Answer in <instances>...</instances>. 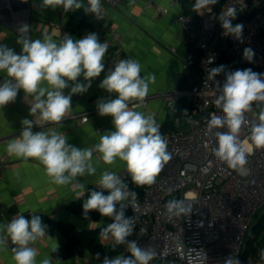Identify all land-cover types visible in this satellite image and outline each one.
I'll use <instances>...</instances> for the list:
<instances>
[{"label":"clouds","instance_id":"9594fccd","mask_svg":"<svg viewBox=\"0 0 264 264\" xmlns=\"http://www.w3.org/2000/svg\"><path fill=\"white\" fill-rule=\"evenodd\" d=\"M218 0H195L192 10L203 14L217 4ZM43 8L55 10L61 7L65 12L83 8L85 14L99 18L102 14L101 0H42ZM238 9L228 7L222 10L218 20L225 35L241 40L243 25L232 24ZM28 26L18 29L17 44L21 52L0 44V73L6 79L0 83V108L15 102L19 91L23 90L29 98V114L43 122L60 124L72 110V96L84 94L92 81L104 72L103 63L108 44L101 43L96 33H89L82 39H74L65 34L57 42L52 36L44 34L40 39H31ZM254 51L245 48L243 58L252 62ZM225 66L211 68V80L224 72ZM142 66L134 58L122 59L114 65L100 82L99 87L115 99H100L97 111L100 116L112 117L114 130L101 135L97 144L78 148L68 142V137L54 129L33 131L34 120L21 121L22 131L18 137L7 144L9 155L19 159H35L44 166L51 182L58 186L70 185L74 190L85 191V185L77 177L94 176L97 167L93 163L94 153L98 159L111 165L117 159L123 161L131 181L138 187L151 186L156 177L171 159L167 151V140L160 133V126L151 115L133 110L140 107L149 93V86L155 83V74L141 75ZM83 77L84 82L78 80ZM71 82V85H70ZM216 98L214 104L221 111L210 114L207 131L215 137L214 155L226 162L230 168L241 169L247 163L246 150L241 146L239 133L247 127L250 140L257 148H264V74L251 69L228 71L223 83L215 81ZM70 87L66 95L64 90ZM132 105L133 107H130ZM259 109L258 112L254 111ZM256 118L249 120L246 114ZM218 129H226L218 131ZM99 191L93 190L83 202V215L97 211L102 217L112 218V222L101 230L100 238L107 240L109 234L114 245H126L128 256L104 257L102 264H150L156 257L151 248H142L136 241L128 240L135 228L134 217L125 216L126 204L131 198L134 204L137 194L129 191L119 175L113 171H102L97 180ZM107 190L108 194H104ZM168 213L188 216L191 205L183 200H170L165 205ZM48 226L39 215L31 219L23 215L15 216L11 222L0 224V249L9 242L16 264H37L38 250L32 245L48 235ZM144 229H141L143 232ZM53 252L57 247H53ZM264 260V249L259 252ZM99 258V253H97ZM40 264H52L44 258ZM224 264H241L239 259L229 256Z\"/></svg>","mask_w":264,"mask_h":264},{"label":"built area","instance_id":"2783aa9c","mask_svg":"<svg viewBox=\"0 0 264 264\" xmlns=\"http://www.w3.org/2000/svg\"><path fill=\"white\" fill-rule=\"evenodd\" d=\"M124 1L101 0V16L91 15L103 21L108 8L117 9ZM131 2L142 4L144 14L156 11L165 16L180 0H172L169 7H161L156 0ZM228 7L238 9L232 24L243 25L241 40L225 35L218 20L221 11ZM73 11L65 12L59 7L57 19L50 21V25L60 31V39L65 34L71 36L69 16ZM78 19L82 20L83 15H78ZM175 22L182 30L185 42L194 47L185 61L188 68L198 69V82L187 89L160 91L145 98L143 103L161 99L170 110L181 98H188L191 108L182 116H172L167 126L156 122L167 140L171 159L153 185L136 186L126 168L115 172L128 190L137 194L134 204L130 203L131 198L123 202L127 205L125 210L134 217L135 227L140 232L144 229L139 246L151 248L157 254L150 264H224L229 256L239 259L241 264H264L259 252L247 254L246 249L256 217L264 209V148H257L250 140L249 129L242 127L239 138L246 150L247 163L239 170L233 169L214 155L212 149L216 140L207 131L210 114H222L214 104L215 81L222 84L224 78L217 75L211 80L208 76L218 60L228 55L236 63L237 70H242L243 63L248 62L243 58L244 49L251 48L255 53L252 62L264 68V0H224L220 6L215 4L202 15L182 13ZM98 38L108 44L106 72L120 60L134 58L124 49L123 36L117 28L103 25ZM254 111L259 109L254 108ZM246 115L249 120L256 118L252 113ZM79 116L67 114L63 120ZM5 163L6 159L0 153V166ZM92 188L100 190L97 183ZM104 192L108 193L107 190ZM170 200H183L186 206L190 204L191 214L168 213L165 205ZM3 213L0 194V220ZM17 215L21 214L3 219V223L11 222ZM7 247L12 249L15 245L9 240Z\"/></svg>","mask_w":264,"mask_h":264},{"label":"crops","instance_id":"0c3cea01","mask_svg":"<svg viewBox=\"0 0 264 264\" xmlns=\"http://www.w3.org/2000/svg\"><path fill=\"white\" fill-rule=\"evenodd\" d=\"M161 7H169L172 0H156ZM192 1L180 0L168 15L161 16L156 11L147 14L142 12V4L134 5L131 0H125L117 9H107L106 19H95L91 14H85L83 8L70 13L71 37L82 39L89 33L98 35L103 25L117 28L123 36L124 49L130 53L142 66L141 75L155 74V83L150 84L147 96L160 91L186 88L195 81V71L186 65V57L194 50L192 45L185 42L184 34L175 19L182 13L193 14ZM85 2V1H84ZM42 0H0V44L21 52V45L17 44L18 29L28 26L31 39H40L44 34L59 42L60 31L50 25V21L57 19L59 7L55 10L41 7ZM78 15H83L79 20ZM102 43V41L99 39ZM108 49L103 63L108 55ZM107 72L92 81L91 87L84 94L73 95L72 110L68 114L81 115L67 119L60 124L41 122L29 114V98L23 90L19 91L13 103L0 108V153L6 163L0 166V194L4 213L3 219L12 215H39L58 221L73 223L80 230L97 229L105 224L104 219L95 220L92 217L81 218L69 208V204L80 199L93 184L97 183L102 171L119 172L126 168L123 161L117 159L113 164H105L98 159L99 153H94L93 163L97 167L94 176L77 177L85 185V191L74 190L70 185L58 186L51 182L44 166L35 159H19L7 153V144L18 137L22 131L21 121L25 118L34 120L33 131H47L54 129L68 137V142L78 148L90 147L97 144L101 135L113 131L112 117L100 116L96 104L100 99H115L116 94H109L99 87ZM5 73H0V83L6 79ZM197 78V76H196ZM84 82L83 77H79ZM71 85V82H70ZM187 89V88H186ZM67 95L70 87L64 90ZM130 107H133L130 105ZM133 110L143 112L154 117L155 121L165 123L171 119L170 109L161 99H153L143 103ZM106 129V131H102ZM47 237L34 244L38 250L36 258L40 264L44 258H50L52 264H99L90 253L70 259L54 257L53 247L59 242L55 236ZM101 241L112 244L113 239ZM0 264H16L11 248L0 249Z\"/></svg>","mask_w":264,"mask_h":264},{"label":"trees","instance_id":"16d2710c","mask_svg":"<svg viewBox=\"0 0 264 264\" xmlns=\"http://www.w3.org/2000/svg\"><path fill=\"white\" fill-rule=\"evenodd\" d=\"M224 0H218L217 6H220ZM192 4L195 1L191 2ZM220 65H224V72L219 74L225 79V73L228 71L237 70L236 63L228 56L223 55L214 67H218ZM243 69H251L254 72L264 74V68H259L256 66L255 62H247L243 63ZM195 72V84L198 82L196 76L198 75V69H193ZM193 84L189 85L186 88H190ZM182 88V89H186ZM191 108V102L188 98H181L170 111L171 116H182L185 111ZM170 120H167L164 125L167 126L170 124ZM95 190L94 188H90V190L85 193L80 199L75 202L69 204V208L78 214L81 218H84L83 215V202L88 198L91 191ZM97 191V190H96ZM107 195L108 193H105ZM125 211V216L130 217V214L127 210ZM25 218L31 217L32 215H23ZM88 217H92L95 220H99L101 218L104 219L105 224L97 229L92 230H80L73 223L58 221L52 218L41 217L42 222L48 226V234L55 236L58 239L59 245L57 250L54 252V257L57 259H70L77 256H84L86 253H90L94 256V258L102 264V261L105 256L111 258H115L117 255L128 256L130 253L127 251L126 245H114V241L112 244L106 245L101 241L100 233L103 228H105L109 223L112 222V218L110 217H102L97 211H91L88 213ZM264 214L261 216L260 222L255 226L253 225L251 234L246 242V249L248 253H256L260 252L261 249H264ZM110 235V234H109ZM130 241H136L139 245L142 242V234L135 227L133 234L128 237ZM97 253H99V258L97 257Z\"/></svg>","mask_w":264,"mask_h":264},{"label":"rangeland","instance_id":"374dc122","mask_svg":"<svg viewBox=\"0 0 264 264\" xmlns=\"http://www.w3.org/2000/svg\"><path fill=\"white\" fill-rule=\"evenodd\" d=\"M263 214H264V209L261 210V211L259 212V215L256 217V220H255V223H254V224H257V223L260 222L261 216H262ZM250 234H251V232H250ZM250 234L248 235V238H249ZM248 238H247V239H248Z\"/></svg>","mask_w":264,"mask_h":264},{"label":"water","instance_id":"95a60500","mask_svg":"<svg viewBox=\"0 0 264 264\" xmlns=\"http://www.w3.org/2000/svg\"><path fill=\"white\" fill-rule=\"evenodd\" d=\"M193 85H195V82H193ZM256 224H254V226H255Z\"/></svg>","mask_w":264,"mask_h":264}]
</instances>
